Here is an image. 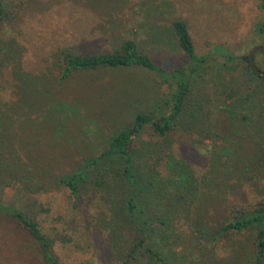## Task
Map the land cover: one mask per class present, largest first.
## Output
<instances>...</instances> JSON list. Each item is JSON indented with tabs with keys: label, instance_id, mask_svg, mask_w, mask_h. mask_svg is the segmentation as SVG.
I'll use <instances>...</instances> for the list:
<instances>
[{
	"label": "rangeland",
	"instance_id": "1",
	"mask_svg": "<svg viewBox=\"0 0 264 264\" xmlns=\"http://www.w3.org/2000/svg\"><path fill=\"white\" fill-rule=\"evenodd\" d=\"M261 1L264 0H2L6 16L0 38L18 44L20 68L35 74L48 69L54 74L60 49L79 54L111 50L123 37L133 38L149 59L165 70L185 60L169 27L170 20L181 18L194 52L210 53L205 69L194 79L190 104L186 105L196 108L197 120H187L186 116L189 128L177 126L160 142L144 126L136 160L141 165L144 161L147 167H153L157 160L164 165L168 157L185 164L199 190L205 193V187L209 188L197 214L208 226H214L216 218L233 204L249 207L256 201L264 202V79H253L244 88L251 93L249 99L238 97L245 91L239 85L242 55L253 45L264 44V31L258 34L255 30L257 22L264 18V9L258 5ZM213 44L230 51L232 60L228 65H218L220 59L211 53ZM251 57L254 65L264 70V51L257 50ZM2 88L8 102L21 88L15 86L6 63L5 68H0V94ZM124 88L122 95L120 90ZM163 91L164 85L138 67L104 68L73 75L61 85L59 94L69 101L81 102V112L87 116L81 126L85 138L82 141L81 130L70 129L55 142L39 143L37 148L79 156L96 153L109 132L126 123L135 110H152ZM242 113L245 119H239ZM135 146L137 150L139 146ZM207 171L213 172L212 178ZM205 175L206 186L200 181ZM22 187L20 183L5 186L3 201L27 209L24 197L15 195L23 191ZM130 189L128 183L114 181L82 192L75 201L59 187L32 193L24 190V194L35 201L36 218L43 231L63 236L64 240H56L52 247L59 264H121L122 253L135 235L121 210V201ZM186 211L191 218L192 212L188 208ZM179 215L174 223L180 236L170 245H179L174 252L184 253L191 250L183 246L190 245L192 233ZM253 232L254 229L227 234L204 245L216 246L211 255L220 264L219 260L229 258L228 246L251 245ZM35 245L26 229L0 214V264H36ZM183 262L187 264V258Z\"/></svg>",
	"mask_w": 264,
	"mask_h": 264
},
{
	"label": "trees",
	"instance_id": "2",
	"mask_svg": "<svg viewBox=\"0 0 264 264\" xmlns=\"http://www.w3.org/2000/svg\"><path fill=\"white\" fill-rule=\"evenodd\" d=\"M258 5L264 9V1ZM5 16L6 10L0 0V30ZM169 27L185 60L165 70L155 65L133 38L123 37L111 50L79 54L60 49L56 56L57 71L52 74L48 69V72L35 74L20 68L16 56L18 44L0 38V68H5V63L9 65L15 86H21L11 102L6 101V90L3 92L2 88L0 94V214L19 223L34 238L38 254L36 264H59L52 247L56 240L63 241L64 238L57 236V232L48 234L43 231L36 218L35 201L24 192L59 187L67 192L71 201H75L82 192L106 187L114 181H124L131 186L130 192L121 201V210L135 232L122 253L121 264H184L185 258L187 264L193 261L197 264H218L211 255L212 248L216 246L204 243L251 229H254L251 245L228 246L231 247L229 258L219 261L220 264H262L263 201L253 202L249 207L233 204L224 215L216 218L214 226H208L197 212L201 211L209 188L205 187V193L199 190V184L185 164L168 157L164 165L157 160L153 167H147L142 158L139 160L143 161V165L136 160L141 147L140 131L144 126L150 130L153 139L160 142L177 126L188 129L186 116L187 120H197L196 108L190 109L186 105L190 104L188 101L194 79L205 69L210 53L194 52L192 40L181 18L170 20ZM255 30L258 34L264 31V18L257 22ZM211 53L220 59L218 65H228L232 60V54L222 45L213 44ZM245 55H242L244 63L239 83L243 90L253 79H264V74L255 73L248 67ZM128 67L149 72L159 85H164L165 91L157 96L152 110L132 112L128 121L109 132L102 140L101 148L91 155L38 150L39 143L49 145L70 129L81 130L82 141L85 138V129L81 126L85 125L87 116L81 112L80 101H69L59 94L64 82L73 75L85 72ZM120 91L124 95L126 88ZM250 94L245 90L238 96L239 100L249 99ZM239 115V119L246 118L245 113ZM93 125L91 128H94ZM135 145L139 146L137 150ZM206 173L212 178L213 172ZM207 179L205 175L200 180L204 181V186ZM18 183L23 186V189L20 188L23 191H16L15 195L24 197L25 210L6 204L2 198L5 186ZM187 208L192 212L191 218L187 216ZM178 215L188 223L192 233L190 245L183 246L191 250H184V253L174 252L173 248L179 245H170L176 243L180 236L175 231L174 223Z\"/></svg>",
	"mask_w": 264,
	"mask_h": 264
},
{
	"label": "water",
	"instance_id": "3",
	"mask_svg": "<svg viewBox=\"0 0 264 264\" xmlns=\"http://www.w3.org/2000/svg\"><path fill=\"white\" fill-rule=\"evenodd\" d=\"M257 50L264 51V44L253 45L247 50L246 55H245L246 63L248 67L251 68V70L254 71L255 73L264 74V71L261 70L260 68H257L252 61L251 56L253 55V52Z\"/></svg>",
	"mask_w": 264,
	"mask_h": 264
}]
</instances>
